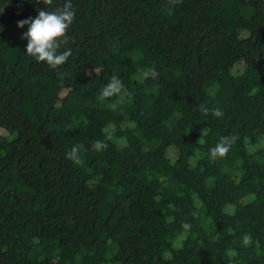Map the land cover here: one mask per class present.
Instances as JSON below:
<instances>
[{
    "label": "trees",
    "instance_id": "1",
    "mask_svg": "<svg viewBox=\"0 0 264 264\" xmlns=\"http://www.w3.org/2000/svg\"><path fill=\"white\" fill-rule=\"evenodd\" d=\"M65 2L0 0V264H264V0H71L51 68Z\"/></svg>",
    "mask_w": 264,
    "mask_h": 264
},
{
    "label": "clouds",
    "instance_id": "2",
    "mask_svg": "<svg viewBox=\"0 0 264 264\" xmlns=\"http://www.w3.org/2000/svg\"><path fill=\"white\" fill-rule=\"evenodd\" d=\"M46 4L49 0H43ZM2 12V8H0ZM75 12L72 9L71 0H66L63 7L55 11L39 10L38 14L32 18L27 17L16 22L18 28L27 30L21 35L26 39L25 52L31 56L36 62H45L49 67L55 68L64 64L71 55V48L62 46L68 43L67 30L72 24ZM119 83L113 78V81L105 85L102 95L108 96L118 91ZM220 115L219 111L214 113ZM96 147H100V142H97ZM213 157L223 156L228 151L227 143L222 140L211 149Z\"/></svg>",
    "mask_w": 264,
    "mask_h": 264
},
{
    "label": "rangeland",
    "instance_id": "3",
    "mask_svg": "<svg viewBox=\"0 0 264 264\" xmlns=\"http://www.w3.org/2000/svg\"><path fill=\"white\" fill-rule=\"evenodd\" d=\"M171 148V147H170ZM106 264H119V263H106Z\"/></svg>",
    "mask_w": 264,
    "mask_h": 264
}]
</instances>
